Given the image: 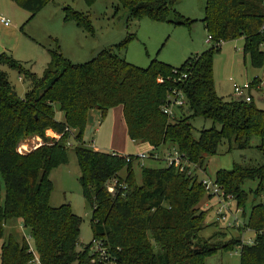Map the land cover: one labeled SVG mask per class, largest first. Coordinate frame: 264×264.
I'll list each match as a JSON object with an SVG mask.
<instances>
[{
    "label": "trees",
    "instance_id": "trees-1",
    "mask_svg": "<svg viewBox=\"0 0 264 264\" xmlns=\"http://www.w3.org/2000/svg\"><path fill=\"white\" fill-rule=\"evenodd\" d=\"M13 1L32 18L50 0ZM84 1L91 5L95 0ZM179 1L116 0L127 11V22L148 17L188 26L192 20L174 8ZM63 20L92 31L87 15L70 7L64 8ZM201 22L211 36V46L177 67L154 58L142 68L121 57L132 34L100 49L84 63L71 62L56 44L48 50L49 61L40 76L7 52H0V65L16 70L29 84L19 96L0 68V264H100L91 263L96 256L91 244L96 240L114 264H204L205 257L235 246L239 264H264V202L250 209L247 227L255 232L253 242H222L214 239L215 233L203 238L200 233L206 227L207 212L197 205L207 192L195 174H188L191 167H203L205 156L215 154L222 141L247 149L256 136L255 147L264 158V110L254 101L218 96L212 68L221 43L239 38L243 39V56H248L251 66L263 67L264 0H205ZM258 83L254 78L251 86ZM173 89L184 95L189 115L183 113L184 106L174 109L172 116L162 112ZM55 103L62 120L55 117ZM116 106L122 107L129 139L148 144L151 159L155 151H177L183 170L166 163L141 166L138 183L132 169L136 155L100 151L84 144L89 111L98 110L104 118ZM197 116L220 127L202 129L195 139L189 121ZM46 130L59 137L46 136ZM72 131L79 183L90 210L92 230V242L81 249L77 248L81 218L68 203L57 207L49 204L53 189L49 173L66 162L67 139ZM33 136L43 144L19 153L18 144ZM123 169L126 174L121 177ZM246 179L258 180L256 197L264 194V161L251 168L234 164L231 169H219L213 182L237 205L244 206L247 193L242 184ZM111 182L113 190L109 191ZM12 219L28 228L33 251L23 237L5 235V225Z\"/></svg>",
    "mask_w": 264,
    "mask_h": 264
},
{
    "label": "rangeland",
    "instance_id": "rangeland-1",
    "mask_svg": "<svg viewBox=\"0 0 264 264\" xmlns=\"http://www.w3.org/2000/svg\"><path fill=\"white\" fill-rule=\"evenodd\" d=\"M204 5L205 0H180L175 5L174 8L182 16L192 20L187 26L174 25L166 21H154L148 17L139 20L131 19L127 22V11L118 6L116 0H95L91 5H87L84 0H50L32 18H29V13L13 0H0V19L4 18L9 23V25H4L0 22V46L15 60L23 63L25 68L40 76L49 61L48 50L54 48L56 44L62 54L71 62L84 63L94 57L100 49L112 47L122 41L127 34H132L133 39L128 44L127 50L120 53L121 57L142 68L146 67L154 58L177 67L187 57L201 53L211 46V43L207 42V33L203 30L201 22ZM65 7L87 15L92 31L83 30L73 21H64ZM242 44V38L222 42L213 56L215 91L224 100L235 99L232 92L233 82L243 85L251 82L254 76H262L264 71V65L261 68L251 66L248 56H243ZM0 68L7 73L16 93L22 97L28 88V80H22L16 70L4 64L0 65ZM255 89H259L253 91L255 104L259 109L264 110V96L262 95L264 85ZM53 107L56 119L62 120L63 114L59 110L58 104L55 103ZM183 113L190 114L187 106H184ZM189 122L192 126V136L195 139H198L202 129H208L213 125L216 128L220 127L219 124L199 116L191 118ZM74 135L75 131H72L67 139L66 162L52 168L49 173V179L53 184L49 204L52 207H57L68 203L72 211L81 218L77 245V248L81 249L90 241L92 242V230L90 210L79 183L80 171L74 152L76 145ZM46 136L57 137L58 135L52 130H46ZM126 137L124 139L119 130L115 132L114 125L104 122L103 125H86L82 140L84 144L100 151L120 150L127 155H140L150 151L146 145L133 142ZM23 142L27 143V147L31 149L33 145L42 143V140L33 136L20 143ZM250 143V148L238 149L234 143L229 144L227 141H222L215 154L205 156L203 167L200 169L191 167L190 170L199 180L205 179L213 182L215 172L219 169H231L234 164L248 168L256 167L263 163L264 158L255 147L258 138L253 136ZM164 152L158 151L160 159H151L147 156V158H140L133 163L132 169L138 183L141 182V166L165 165ZM125 174L124 169L119 172L121 177H124ZM257 184V179L244 180L242 189L247 193L244 206L237 205L231 195L225 194L224 196V199L227 200L224 201V204L228 207L227 222L236 218L240 226H228L226 222L217 221L216 210L221 205L220 199L212 194L208 196L206 193L197 205L200 210L207 212L204 219L206 227L200 235L203 238H208L215 233L214 239L222 242L236 240H239L240 244L253 242L255 232L247 227L250 209L252 205L260 201L264 202V194L256 197L254 189ZM112 186V182L108 184L109 191L113 190ZM1 194L3 197V187ZM235 209L239 211L235 213ZM9 233H12L17 239L23 237L27 241L29 249L33 248L28 228L24 227L17 219L6 223L5 235ZM96 242L100 241L96 240ZM91 247L94 248V242ZM204 264H239L238 246H235L231 251H217L205 257Z\"/></svg>",
    "mask_w": 264,
    "mask_h": 264
},
{
    "label": "built area",
    "instance_id": "built-area-1",
    "mask_svg": "<svg viewBox=\"0 0 264 264\" xmlns=\"http://www.w3.org/2000/svg\"><path fill=\"white\" fill-rule=\"evenodd\" d=\"M0 21L4 25H9L8 21L5 20L4 18H1ZM211 41V36L207 35V42L209 43ZM264 45V44H263ZM185 77V75H183ZM253 87L251 86V82L244 83L243 85H239L236 82H233L232 84V92L233 96L236 100H242L245 102H250L253 101V96L251 95V92L253 91ZM262 95L264 96V90L262 91ZM185 105V99L184 95L181 93L179 90L173 89L171 93L167 95V98L165 100V103L162 105L161 109L162 112L167 115V116H172L174 109H177L179 107H182ZM57 136L56 138H58ZM41 143H37L31 147V149L28 146L27 143H19L17 150L19 153H25L29 152L38 146H40ZM24 146V148H22ZM138 159L140 158H147V156H150V151L149 152H144L141 153L140 155H136ZM152 156L154 159H159V153L158 152H153ZM163 158H165V162L167 165H174L177 167L180 171L183 170V163L181 156L177 153V151L172 150V151H167L166 153L163 154ZM130 158L127 157V161H129ZM192 173V171L189 169L188 174ZM202 184L204 185V188L206 189V192L208 194H212L217 196L220 199V207L216 210V215H217V221H222L226 222L228 226H240L239 222L237 221L236 218H233V221L227 222V211L228 207L224 204V201H227L224 199L225 194L223 191L214 183L211 181H206L205 179L201 180ZM229 206V205H228ZM238 209H235V213L238 212ZM33 251L32 249H30ZM92 250L95 253L96 258L91 259V263H96L98 261L100 264H114L113 258H111V255L107 253L106 249L102 246L100 242L94 241V248ZM36 263L38 261L35 259Z\"/></svg>",
    "mask_w": 264,
    "mask_h": 264
},
{
    "label": "crops",
    "instance_id": "crops-1",
    "mask_svg": "<svg viewBox=\"0 0 264 264\" xmlns=\"http://www.w3.org/2000/svg\"><path fill=\"white\" fill-rule=\"evenodd\" d=\"M203 30L205 31L204 26H203ZM241 50H242V48H241ZM254 78H258V80H259L258 86L254 87V89H253V91L254 90L257 91L259 89H255V88H260L261 86L264 85V71H263L262 76H258L257 75V76H254L253 79ZM253 91L251 92L252 96H253ZM253 101L255 103L254 96H253ZM109 116H110V118H109ZM104 122H108V125H114L115 132H117L118 130L121 131V134H123L124 139H125V136L128 137L127 128H126L125 121L123 119L122 107L121 106L113 107L111 110H109V112L107 113V115L104 118H101V114H100V112L98 110L89 111L86 125H88V124L103 125ZM112 128H113V126H112ZM136 143H138V142H136ZM140 144L146 145L149 149H151V147L148 144H146V143H140ZM94 149H96V148H94ZM108 152H116L118 154L127 155V154L121 152L120 150H111V151H108Z\"/></svg>",
    "mask_w": 264,
    "mask_h": 264
},
{
    "label": "water",
    "instance_id": "water-1",
    "mask_svg": "<svg viewBox=\"0 0 264 264\" xmlns=\"http://www.w3.org/2000/svg\"><path fill=\"white\" fill-rule=\"evenodd\" d=\"M3 51V49H2V47L0 46V52H2Z\"/></svg>",
    "mask_w": 264,
    "mask_h": 264
}]
</instances>
